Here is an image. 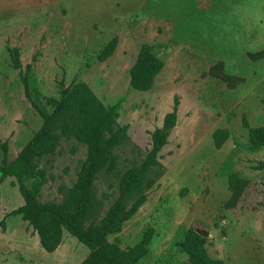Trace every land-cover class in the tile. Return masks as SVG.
I'll return each mask as SVG.
<instances>
[{
	"label": "rangeland",
	"instance_id": "rangeland-1",
	"mask_svg": "<svg viewBox=\"0 0 264 264\" xmlns=\"http://www.w3.org/2000/svg\"><path fill=\"white\" fill-rule=\"evenodd\" d=\"M38 1L32 40L28 41L26 31L22 30L0 38V42L8 43L6 47L0 46V166H11L18 160L42 128L43 118L33 103L52 114L62 88L80 81L87 83L104 104H119L117 123L126 127L125 140L114 150V162L106 165L94 182L95 208L91 220L99 224L121 198L124 177L142 167L151 149V133L163 125L177 99L178 122L160 152L164 174L149 188L147 179L152 180L155 175L147 174L145 181L126 193L123 199L128 207L141 192L148 199L124 223L120 233L107 236L110 243L126 249L138 244L143 234L154 228L149 254L137 264H173L183 255L176 246L185 235L180 223L201 193L200 186L209 176L206 172L230 174L237 156L257 154L248 143L240 144L224 161L219 159L220 170L215 172L214 167L204 163V157L216 151L212 140L203 137H210L219 125L230 126L231 131L235 127L247 136L241 123L239 100L242 92L247 93L250 88L254 95L250 93L248 98L257 102L245 111L246 117L253 125L263 123L264 115L256 121L254 117L259 109L264 111L259 102L264 99V60L253 61L248 52L264 48V44H259L263 41L251 37L260 29L264 34V0ZM18 17L21 19L22 15ZM115 37V52L99 61V54ZM143 43L152 46L164 67L150 90L137 91L130 86V69ZM7 47L17 50L19 65ZM28 65L32 66L28 72L29 97L23 83ZM68 115L70 112L51 129V136L58 137L57 145L53 148L52 141L46 139L38 149L41 155L29 154L37 176L26 183L36 188L35 197L41 204L62 205L89 155L86 144L63 132ZM200 137L203 140L196 145L195 154L204 153L196 156L194 148L190 149ZM5 179L1 199L9 198L15 206L24 197L14 176ZM162 185L167 187V194L153 204L150 198L158 195ZM6 187L17 193L5 191ZM8 214L0 223V240L22 243L9 229L20 217ZM21 223L16 228L19 231L23 229ZM28 231L37 238L29 223ZM165 238L168 246L162 253L160 243ZM35 246L31 244V249ZM38 246L39 249L26 254L0 243V264H58L64 258L68 264H80L83 254L88 252L67 231L63 232L59 254L46 252L40 243Z\"/></svg>",
	"mask_w": 264,
	"mask_h": 264
},
{
	"label": "trees",
	"instance_id": "trees-1",
	"mask_svg": "<svg viewBox=\"0 0 264 264\" xmlns=\"http://www.w3.org/2000/svg\"><path fill=\"white\" fill-rule=\"evenodd\" d=\"M117 42L118 39L115 37L105 46L98 56L99 61H104L113 55ZM7 50L15 59V64L19 65L17 50L10 47H7ZM248 55L253 61L264 59V49ZM31 67L28 65L27 73L23 78L28 97L30 96L28 72ZM163 67L164 62L154 53L152 46L149 43L141 44L137 58L130 69V86L137 91L150 90ZM261 102L264 105V99ZM33 105L43 118L42 128L23 149L18 160L11 166H0V183L6 177L14 176L25 200L22 207L8 215H21L23 220L37 232L42 247L49 253L58 249L62 244L63 232L67 231L89 249V255L81 264H137L149 253V245L155 233L154 228H149L138 244L126 249L110 243L107 236L120 233L124 223L130 220L148 199L147 195L141 192L128 207L123 199L126 193L145 181V175H155L152 180L147 179V188H149L164 174L159 162L160 152L168 143L169 136L177 125L178 100H175L172 111L165 115L163 125L151 133V149L142 167L124 177L125 188L121 198L99 224L91 220V213L95 208L94 182L97 174L106 165L114 162V150L126 138V127H120L117 123L119 104H104L87 83L80 81L72 83L68 88H62L61 98L55 103L56 107L52 114L41 110L34 103ZM68 112L70 116L68 115V121L63 126V132L74 135L86 144L89 155L82 164L77 183L69 190L62 205L41 204L35 197L36 188H30L26 183L30 178L37 176L30 163L29 154L35 152L41 155L38 149L46 139L47 142L52 141L53 148L57 145L58 137L51 136V129L64 117L67 118ZM242 125L248 130L250 145L264 147V125L259 128L251 127L245 115L242 117ZM228 137V129H216L213 133L215 147L220 148ZM230 185L233 194L228 207L236 204L247 181L233 174L230 176ZM180 247L193 264H216L207 253L205 240L192 231L187 233Z\"/></svg>",
	"mask_w": 264,
	"mask_h": 264
},
{
	"label": "crops",
	"instance_id": "crops-1",
	"mask_svg": "<svg viewBox=\"0 0 264 264\" xmlns=\"http://www.w3.org/2000/svg\"><path fill=\"white\" fill-rule=\"evenodd\" d=\"M38 4V0H0V38L2 35H8V32H20V30H22L26 31L27 40H32V34L35 29L36 7L39 6ZM52 5L54 7L59 6L57 4ZM261 9L264 11V5L261 6ZM18 15H22V18L19 19ZM260 31L261 32L255 33L251 37L254 38V41H263L262 43H259L263 45L264 34L262 33V29H260ZM7 44L8 43L0 42V46L3 47H6ZM261 50L262 49L259 51ZM256 52H248V54ZM251 90L252 89L250 88L247 93H241L242 96L239 100L241 102V123L242 117L244 115L246 116L245 111H248L252 105L257 102L254 101V99L248 98L250 93L253 94V91ZM261 100L259 102L262 104ZM255 109H257V107ZM258 112L257 116L254 117L255 121L257 118L264 115V111L259 109ZM249 124L253 128H259L264 125V119L263 123L259 126L253 125V123L251 124L250 122ZM219 128L228 129L229 137L220 148H216L213 133ZM216 129L212 132L210 137H203V139L208 138L212 140L214 146L213 149L216 151L209 154L207 153V158L204 157V159H206L204 163L209 166V168L214 167L215 172H219L220 164L222 162H219L220 158H223L224 161V158L232 154L233 150L239 147L240 144L245 145L248 143L250 145V143L248 139V130L246 128L247 136L240 130H236L235 127L233 128V131H231L232 127L226 125H219ZM198 139L200 140L194 142L195 144L192 145V148L190 149L192 151L194 148V154L196 145L203 140L201 137ZM228 143L229 147L226 148ZM250 147L252 146L250 145ZM253 148L257 150V154L253 157H236L234 165L235 169L232 173L226 175L214 173L210 175L209 172H206L209 176L206 183L201 184L200 186L201 193L196 196L194 204H192V207L189 209L187 217L180 223V228L182 227L184 229L183 231L185 232V235L176 246L183 255L176 259L173 264H193L189 256L180 247V244L189 231L194 232L198 237L205 240L207 253L216 264H264V176H261L264 173V147ZM200 153H204V151ZM198 154L195 155L198 156ZM262 159L263 165L259 166V164L262 163ZM247 162H250L251 166H248ZM253 163L254 165L252 166ZM233 174H237L241 179L246 180L247 185L236 204L228 207V203L233 194L230 185V176ZM5 180H3L0 185V223L4 218L8 217L6 216L8 213L24 205V200L22 201L18 198L15 206L11 204L9 198H6V200L1 199V195L3 194L2 189L5 187L6 183ZM4 190H8L14 194L17 193V190L15 191L9 187L4 188ZM167 191V187L162 185L158 191V195L152 196L150 200L153 204L157 203L161 196L167 194ZM5 194H7V192ZM6 206H9L8 209ZM14 216H19L21 219L18 218L15 225L9 229L10 231H13L12 233L15 236L18 235V240L21 238L20 240L22 243L18 244L8 240L5 242L0 240V243L9 245L12 248H19L26 254L33 253L39 249L38 245L40 243V238L38 234L35 239L34 233L28 231V222L24 221L21 215ZM20 222H22L23 229L21 228L22 230L19 231L16 228ZM8 231L9 230H7L6 233ZM155 235L157 236V234ZM169 235L174 236V234ZM165 239L166 240L160 243V250L162 253H165L168 246V240L167 238ZM31 244H36V249H31ZM61 247L62 244L52 253L55 255H57V253L59 254ZM87 250L89 252V249ZM82 251L85 250L82 249ZM88 252L83 254L84 256L81 259L80 264L87 258L89 254ZM72 256H75V254H72ZM58 264H68L67 259L64 258L63 262Z\"/></svg>",
	"mask_w": 264,
	"mask_h": 264
}]
</instances>
